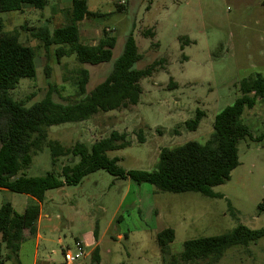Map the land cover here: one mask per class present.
Wrapping results in <instances>:
<instances>
[{"label": "rangeland", "instance_id": "374dc122", "mask_svg": "<svg viewBox=\"0 0 264 264\" xmlns=\"http://www.w3.org/2000/svg\"><path fill=\"white\" fill-rule=\"evenodd\" d=\"M85 1L90 11L109 13L105 19L78 24L83 44H97L104 29L115 37L108 63L79 65L74 56L57 61L54 47L45 51L20 28L46 26L53 31L66 25L71 0H47L43 10L24 7L20 12L0 14L2 33L16 32L34 53L35 76L21 79L10 91L15 101L29 107L49 90L55 102L79 101L77 70L88 71L86 91H90L108 75L129 35L141 55L135 69L163 62L150 77L140 80L139 101L130 109L47 128L48 139L65 148L76 143L89 147L117 131L126 135L130 146L107 153L108 158L116 157V165L124 171H152L162 148L203 143L209 138L214 116L239 98L243 79L256 74L264 77V0ZM116 4L124 9L117 10ZM148 30L154 38L144 36ZM197 109L204 115L198 127L189 131L184 123L194 118ZM242 119L251 136L237 144L239 164L230 179L213 189L222 198L160 193L150 184H136L99 169L77 184L45 192L40 211L47 217L40 218L39 240L32 237L21 244L20 264H64V251L74 252L75 241L84 242L88 232L95 245L85 249L87 255L78 264H90L96 246L99 264H164L155 237L165 228L174 232L171 254L180 253L186 240L221 235L238 224L264 230V138H256L264 132L263 105L257 102L244 111ZM78 160L70 155L51 164L49 150L44 148L20 174L35 178L53 173L62 180V167ZM31 202L27 195L0 190V206L9 203L17 213ZM217 264H264V236L246 249L229 248Z\"/></svg>", "mask_w": 264, "mask_h": 264}, {"label": "trees", "instance_id": "16d2710c", "mask_svg": "<svg viewBox=\"0 0 264 264\" xmlns=\"http://www.w3.org/2000/svg\"><path fill=\"white\" fill-rule=\"evenodd\" d=\"M46 4L47 0H0V14L20 12L24 7L43 10ZM116 9L123 10L124 6L116 4ZM108 16L109 13L90 11L85 0H71L70 18L66 25L53 31L46 26L20 28L38 40L45 51L54 47L57 61L74 56L79 65L96 66L111 61L116 39L104 29L97 44H83L78 24ZM2 29L3 20L0 17V190L27 195L33 202L27 204L22 213H17L9 203L0 206V258L20 264L18 254L21 244L37 232L40 204L46 191L77 184L81 178L99 169L120 178L128 177L136 184H150L160 193H195L206 198H222L213 189L227 182L230 173L239 164L237 144L251 136L242 116L257 102L264 108V77L256 74L240 82L239 98L214 116L212 132L205 142L190 141L162 148L152 171H124L116 165V157L107 156V153L130 146L124 133L112 131L108 137L95 141L89 147L76 143L71 148H65L58 141L48 139L47 128L84 122L97 114L128 110L137 105L142 92L140 80L150 77L163 61H153L143 69H135L134 65L141 55L129 35L108 75L90 91H86L88 71L83 68L77 70L76 87L82 96L79 101L70 104L55 102L52 90H49L40 101L26 107L24 103L15 101L10 91L21 79L34 78V53L19 41L16 32L3 34ZM144 36L152 39L155 34L148 30ZM183 43L189 44V41L186 39ZM203 115L197 109L194 118L184 123L185 128L195 130ZM256 138H264V132ZM44 148L49 150L51 164L70 155L79 160L72 166L62 167V180L53 173L35 178L21 175V171L29 167L32 157ZM93 235H96V230ZM263 236V229L251 230L238 224L221 235L186 240L178 254L169 252V245L174 240L172 229H163L155 240L164 264H217L229 248L239 246L246 249ZM98 253L96 246L91 252L90 264H99Z\"/></svg>", "mask_w": 264, "mask_h": 264}, {"label": "built area", "instance_id": "2783aa9c", "mask_svg": "<svg viewBox=\"0 0 264 264\" xmlns=\"http://www.w3.org/2000/svg\"><path fill=\"white\" fill-rule=\"evenodd\" d=\"M88 245L83 241H75L74 243V252L68 250L64 251V264H78L79 259L86 257L85 249Z\"/></svg>", "mask_w": 264, "mask_h": 264}, {"label": "crops", "instance_id": "0c3cea01", "mask_svg": "<svg viewBox=\"0 0 264 264\" xmlns=\"http://www.w3.org/2000/svg\"><path fill=\"white\" fill-rule=\"evenodd\" d=\"M27 204H29V203H27ZM26 204V205H27ZM41 205V204H40ZM41 217H47V215L46 214H43V213H41V211H40V215H39V218H38V220H37V224H36V228H37V232H36V234H35V236L33 237V238H35V240L37 241V240H39V232H38V225H39V222H40V218ZM88 237V238H87ZM79 241V240H78ZM84 242L88 245V246H93V245H95V240H94V238H93V236H92V234L91 233H86L85 234V236H84ZM97 244V243H96ZM0 264H3V263H1L0 262ZM34 264H37V261H34Z\"/></svg>", "mask_w": 264, "mask_h": 264}]
</instances>
